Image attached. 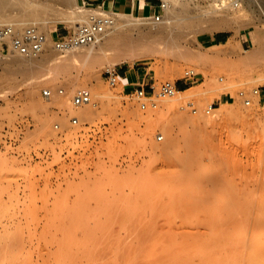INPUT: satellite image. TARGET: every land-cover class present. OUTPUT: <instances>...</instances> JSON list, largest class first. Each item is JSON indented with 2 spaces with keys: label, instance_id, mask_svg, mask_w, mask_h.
<instances>
[{
  "label": "rangeland",
  "instance_id": "rangeland-1",
  "mask_svg": "<svg viewBox=\"0 0 264 264\" xmlns=\"http://www.w3.org/2000/svg\"><path fill=\"white\" fill-rule=\"evenodd\" d=\"M77 1L89 7L83 0ZM189 1L197 10L213 2ZM48 2L56 9L63 7V3L52 0ZM53 16H50L53 20L49 19L52 38L57 33L65 34L80 25L79 22H65L57 20L55 14ZM257 16H261L262 20H258ZM257 16L243 15L237 20L227 19L228 26L225 29L200 30L221 21L220 19L178 29L176 41L182 44V51L190 52L191 57H182L178 50H171L161 56L143 55L114 65L119 71L123 68H143L156 87L167 79L176 82L181 92L166 98L172 102L177 101L176 110L171 109L166 114L160 113L165 107L164 98H155V107L141 109L137 99L124 90V82L120 78L117 86H110L103 75L107 64L103 66L98 62H85L81 59L70 61L71 59L65 58L63 63L67 65L68 72L94 73L93 80L87 85L95 84L106 94L101 100L91 87L93 102L100 106L99 109L92 117L81 118V122L87 125L85 130L81 131L78 127L65 131L64 136L57 135L54 123L61 122L67 126L70 116L66 122H62L59 119V115H63L62 109L59 107V110L57 106H72L73 95L86 85H63L67 77L63 75L54 84L49 82L36 85L34 98L31 99L27 94L28 84L25 80H29L35 69L11 61L10 51L7 49L0 52V198H4L2 204L8 203H5L7 207H11L12 202L13 206L23 202L30 206L28 230L33 239L29 247L30 264H63V254L69 251L67 241L71 232L78 225L87 227L95 221L103 222L111 215L108 212L110 210H100L94 203H84L81 206L75 203L81 193L89 198L90 193L99 188L103 194L112 193L109 178L99 180L102 175L100 169L118 173L130 169L140 173L147 168L149 177L145 182H140L133 191L127 187L126 192L131 193L130 204L117 205V199L121 198V191H117V198L110 197L116 200L115 204L111 199L108 204L100 207L113 208L112 213L117 209L126 213L136 209L149 210L153 206L151 194L155 190L154 177L158 174V166L163 161L172 163L175 153L192 150L193 147L198 148L197 153L203 155L204 162L208 157L221 162L218 164L223 172L218 168L219 165L217 169L221 173L230 174V182L234 184L238 183L240 177L251 180L264 178V104L258 103V98H254L250 105H246L239 96L241 89L251 91L264 83V63H248L240 67L234 64V67L233 60L237 55L228 50L232 38V41H237L235 45L237 44L236 49L240 51V55L246 54V49L257 39V30L264 31V13L258 12ZM215 34H222L223 40L212 42L211 37ZM193 51L197 55H192ZM201 52L203 56L207 55L205 60L199 58ZM208 58L210 59L207 60ZM189 66L198 71L196 80L184 77V70ZM220 76L231 83L230 88L222 94L223 99L222 95L216 97L210 93L206 100V97L199 100L189 97L184 91L207 80L218 84ZM60 86L65 88V95L52 100L44 95V89H56ZM33 101L46 104L56 102H51L50 108H37L32 105ZM201 103L205 105V109L210 103L212 109L220 108V112L222 109L227 113L222 115L213 110L214 114L208 113V117L205 111H201L204 109ZM179 112L191 115L197 123L181 122ZM42 119L45 123L42 122L41 127ZM176 168L174 165H167L161 172L166 176ZM96 184L102 188H98ZM259 192L257 195L264 198V191ZM64 198L67 204L62 203ZM7 199L12 201L7 202ZM1 203L0 219L4 220L6 210L3 208L7 207ZM80 239L81 236H78L75 241Z\"/></svg>",
  "mask_w": 264,
  "mask_h": 264
},
{
  "label": "bare ground",
  "instance_id": "bare-ground-1",
  "mask_svg": "<svg viewBox=\"0 0 264 264\" xmlns=\"http://www.w3.org/2000/svg\"><path fill=\"white\" fill-rule=\"evenodd\" d=\"M48 1L0 0L1 23L32 21L48 36L44 50L36 55L23 54L14 49H11L9 53L11 61L20 62L28 68L35 69L33 75H30L32 78L25 80L28 84L27 94L31 99L34 98L36 85L49 82L54 84L55 80L63 75H67L63 85L76 86L84 83L90 90L92 87L101 100L105 98L106 93L101 88L95 84L87 85L93 80L94 73L86 71L71 74L66 70L67 65L63 63L65 58L71 59L70 61L81 59L85 62H98L103 66L107 64L104 67L108 68L115 67L114 65L121 61L133 60L149 54L161 56L171 50H178V54L182 57H189L190 52L182 51V44L176 41L178 29L193 24L200 25L214 19L221 21L200 30L225 29L228 26L227 19L237 20L243 15L257 16L258 12L264 13V0H241L238 3L213 0L209 6L201 7L199 10L192 7L189 0H165L166 5L160 19L148 12L145 14H137L136 11L114 12L113 23L95 41L68 49H58L52 43L49 19L53 20V18L50 16L55 14L57 20L79 22L81 25L88 19L90 10L95 7H86L79 4L77 0H52L63 3L61 9H56ZM257 18L262 20L261 16ZM257 33V39L250 48L246 49L244 55H240V51L236 49L237 41H232V38L228 40V50L237 55L233 65L238 64L240 67L248 63H264V31L259 29ZM184 49L187 50V48ZM204 57L207 55L199 56L201 60H205ZM196 62L199 63V61ZM208 62L205 61V63ZM189 67L196 70L194 67ZM219 79L218 84L207 80L184 91L189 97L199 100L203 97H206L204 98L206 100L210 93L220 97L230 88L231 83L222 76ZM61 89L64 90L63 93ZM52 90L53 95L47 97L50 100L65 95V88L62 86ZM251 91H249L250 94ZM179 92L181 89L174 95ZM166 98H164L165 102L163 101L165 107L161 109V114L175 109L177 104V101L172 102ZM241 98L247 105L245 99ZM253 98L257 97L253 96ZM93 99L92 93V101L89 103L75 105L72 97V106H57L58 109L59 107L62 109L63 115H59L62 122H66L70 116L69 125L64 126L59 122L61 128L68 132L77 129L78 126L71 121L73 116L80 120L92 117L100 107L94 104ZM146 101L147 109L155 107L151 100ZM51 102L56 101H50L47 104L33 101L32 105L50 108ZM138 104L142 109L140 102ZM202 105L205 109V105ZM212 108V104L208 103V107L201 111H205L206 116L208 113L214 114L213 110L220 112V108ZM220 113L223 115L227 111L221 109ZM181 115L178 116L181 122L197 123L191 115L182 113ZM42 122L45 123V120H41V127ZM55 124L56 122L54 130H56ZM197 149L193 147L192 150L186 149L185 152L175 153L171 159L172 163L161 162L158 166V174L154 177L155 190L151 194L153 206L149 210L136 209L126 213L117 209L118 206L117 211L112 213L113 208H100L112 200L115 204L116 200L110 197L117 198V191H121V194H118L121 198L117 199L119 203L116 202L117 205L130 204L131 193L126 192L127 187L133 191L140 182H145V179L149 177L147 168L140 173L130 169L119 173L100 169L102 175L99 180L108 177L112 193L103 194L102 189L98 187L99 183L96 185L100 191L96 187L97 190L90 193L89 198L85 193V196L81 193L77 200H74L80 206L84 203H94L100 210H110L108 212L111 215L107 216L103 222L95 221L87 227L78 225L71 232L67 241L69 251L63 254V264H264V198L258 196L259 191H264V178L251 180V178L240 177L238 183L234 184L230 182V174L229 176L226 172L221 173L223 172L219 165L221 162L209 157L208 161L206 160L207 163L204 162L203 155L197 153ZM167 165H174L177 168L163 176L161 171ZM217 166L220 167L221 172ZM252 181L254 182L251 183ZM3 201L4 198H0V203ZM9 201L7 199V202ZM5 203L1 204L8 205ZM62 203L67 204L65 198ZM12 204L11 207L6 205L7 208H3L6 210L3 214L4 220L0 219V264H30L29 247L33 241L28 230L30 206L26 202L16 206ZM78 236L82 239L75 241Z\"/></svg>",
  "mask_w": 264,
  "mask_h": 264
},
{
  "label": "built area",
  "instance_id": "built-area-1",
  "mask_svg": "<svg viewBox=\"0 0 264 264\" xmlns=\"http://www.w3.org/2000/svg\"><path fill=\"white\" fill-rule=\"evenodd\" d=\"M165 0H160L161 12L153 14L157 19L163 14ZM90 7V6H89ZM114 12L97 8L90 10L88 19L77 28L68 31L65 34L57 33L53 37L52 43L58 49H68L95 41L113 23ZM48 41L47 33L44 32L37 24L32 22H0V51L3 53L6 49L10 51L14 49L23 54L36 55L44 50ZM198 71L193 68H186L184 77L187 80H196ZM104 78L110 86H117L120 78V71L117 67H108L105 69ZM180 88L177 83L171 80L163 81L160 86L156 87L153 82H139L131 88H124L130 95H133L140 102L142 109H147V99L152 101L153 106L157 102L155 98H166L174 95ZM61 89V93H63ZM54 91L52 89H44V95L51 97ZM239 95L245 99L247 105L254 100L253 96L258 98V103L264 104V83L252 89L251 94L247 90L239 91ZM92 101V92L88 87H82L76 91L73 96L75 105H81ZM73 124L85 130L86 124L73 116L71 118ZM94 127V126H93ZM57 135L64 136L65 130L61 128L59 122L55 124ZM93 129V128H92ZM1 133V130H0Z\"/></svg>",
  "mask_w": 264,
  "mask_h": 264
},
{
  "label": "crops",
  "instance_id": "crops-1",
  "mask_svg": "<svg viewBox=\"0 0 264 264\" xmlns=\"http://www.w3.org/2000/svg\"><path fill=\"white\" fill-rule=\"evenodd\" d=\"M85 4L91 7L103 8L112 12H125L150 15L161 12L160 0H83ZM223 40L222 34H215L211 37V41L218 43ZM120 79L124 82V88H131L139 82H151L148 79V72L143 68H123L120 71ZM185 87V86H183ZM223 95L221 99H223Z\"/></svg>",
  "mask_w": 264,
  "mask_h": 264
}]
</instances>
